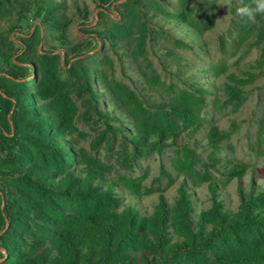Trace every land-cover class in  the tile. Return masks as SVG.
<instances>
[{"label": "rangeland", "instance_id": "1", "mask_svg": "<svg viewBox=\"0 0 264 264\" xmlns=\"http://www.w3.org/2000/svg\"><path fill=\"white\" fill-rule=\"evenodd\" d=\"M216 2L0 0V80L34 92L32 80L56 73L48 104L63 115L71 167L109 181L112 208L127 204L156 218L160 202L176 208L184 184L196 222L212 213L211 186L230 214L240 211L239 184L264 191V16L249 24L235 2L229 12ZM13 130L0 153L2 211L29 165L13 162L14 144L62 137L54 128ZM39 202L53 223H7L25 241L22 260L38 258L43 251L26 244L49 239L62 222L58 207Z\"/></svg>", "mask_w": 264, "mask_h": 264}, {"label": "trees", "instance_id": "2", "mask_svg": "<svg viewBox=\"0 0 264 264\" xmlns=\"http://www.w3.org/2000/svg\"><path fill=\"white\" fill-rule=\"evenodd\" d=\"M22 62L34 71L32 61L24 57ZM23 74L30 77L27 67ZM55 80L56 73L45 70L41 79L31 81L34 92L0 80V153L5 152V135L14 134L13 129L41 133L54 128L62 136L46 140L30 135L24 138L27 144H14L13 162L29 161V165L18 170L23 187L11 193L5 211L0 200V264H264V191L260 189L246 193L239 184L240 211L230 214L211 186L212 213L201 211L196 222L184 184L176 208L168 209L162 201L156 218L127 204L122 210L112 208L111 188L103 189L111 187L109 181L71 167L73 153L61 139L63 115L48 104ZM30 147L40 151L46 165L33 161ZM49 161L55 167L48 166ZM40 200L58 207L62 222H57L49 239L42 235L26 244L43 251L38 258L22 260L19 242L25 245V241L6 229L7 223L12 225L20 216L53 223L56 217L45 212ZM248 236L259 240L251 244L244 240Z\"/></svg>", "mask_w": 264, "mask_h": 264}, {"label": "clouds", "instance_id": "3", "mask_svg": "<svg viewBox=\"0 0 264 264\" xmlns=\"http://www.w3.org/2000/svg\"><path fill=\"white\" fill-rule=\"evenodd\" d=\"M236 5V15L246 23L255 24L258 16H264V0H217L216 5L229 12Z\"/></svg>", "mask_w": 264, "mask_h": 264}]
</instances>
